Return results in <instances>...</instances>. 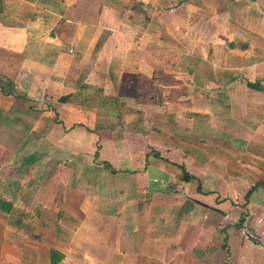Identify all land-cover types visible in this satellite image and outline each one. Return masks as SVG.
<instances>
[{"label":"crops","instance_id":"crops-1","mask_svg":"<svg viewBox=\"0 0 264 264\" xmlns=\"http://www.w3.org/2000/svg\"><path fill=\"white\" fill-rule=\"evenodd\" d=\"M123 1L0 0V264H264V0ZM164 54L190 81L132 101L151 126L80 117L72 62L102 91Z\"/></svg>","mask_w":264,"mask_h":264},{"label":"rangeland","instance_id":"rangeland-1","mask_svg":"<svg viewBox=\"0 0 264 264\" xmlns=\"http://www.w3.org/2000/svg\"><path fill=\"white\" fill-rule=\"evenodd\" d=\"M122 2L124 3L123 0ZM118 4L119 5L117 6V9L119 11L120 9L124 11L123 12L124 17L125 15L133 14V16H135L138 19L141 16L139 8L143 9V7L137 1H132L128 3L126 6L123 4L121 5L119 2ZM147 11L151 12L149 10ZM146 17L147 14L142 13L141 19ZM138 24L140 26V23ZM139 26L137 25L135 26V28H137L138 30ZM149 27H153V26L149 25ZM103 37H101V40L103 39ZM169 42L170 44L172 43L171 40H169ZM101 43H97L96 45L95 49H97L98 51H101V48H99L101 46ZM80 46L83 47V45L81 44ZM105 48L106 49H104V51L101 54L102 58L99 56L98 61L102 62V59H108V57H110L109 54H107V52L109 53V51H107L108 48L107 47ZM159 58H160L159 61L153 64V68L161 71H154L147 76L145 75V73H142L140 72V70H137L138 69L137 63L139 62H137V60L135 59L129 62L130 65L128 66V69L130 71L125 70V68H127L126 66L127 61L124 62V64L122 63V65L120 64L121 61L116 62L115 64L112 63L113 68H110L112 74L109 73V75L106 76V82H108L109 80L110 83L102 91L100 90V88L98 89L95 85L100 84L104 76L101 73L95 76L91 74L92 71H90V69L92 62L85 66L84 65L80 66V64L76 62H72V65L74 66V71L68 77L71 80V82H73V80L76 79L77 85H79V83H82L81 84L82 89L79 90L80 95L82 94L86 95V97L89 99L83 103L85 104L84 108L78 109V113L80 114V117L83 114L84 117L87 118L84 121L88 126H92V124L94 123L93 121L94 118L97 121H102L104 128L108 127L115 130L116 127H120V129L124 132L128 131L125 130V127L129 129L130 128L129 126L131 124H132L131 126L136 124L135 125L136 128L143 126H148V127L151 126L152 124L150 122L153 121L149 120L148 118L146 120H144L143 118L140 119L141 118L140 113L138 112V110L134 109V107H138V104L132 106V101L133 103L134 101H140L141 99L139 97L143 95V93L146 94L147 96L154 95L153 97H155V100L157 102L162 101L164 98L167 97H177L180 95L181 96L185 95L187 94V90H188V87L186 86L190 81V78L186 77V75L191 73L186 71L182 72V71L171 70L170 67H172V63L176 58V55L174 54H168V55L164 54ZM179 59L185 60L182 58ZM96 65H94L93 67L95 68ZM196 66L197 69L194 71V73H196L194 74V77L198 76L202 80L204 79V76H206L207 78L212 77L208 72L204 62L196 60ZM71 88L76 89V83L68 88L69 91L71 90ZM113 91L115 92L116 97L112 95ZM127 95L130 96L131 99H129L128 97L127 98L124 97ZM101 97L104 98L105 102H103L102 104H98V102L102 101ZM65 99H66L65 96H62L59 101L64 102L63 100ZM143 103L144 102L142 100L141 105H143ZM182 107L183 105L179 103V108L181 109ZM142 110L144 111L143 107ZM126 114L129 116H127ZM145 121H147L148 123H146ZM185 121H186V125L189 126L190 122L187 120ZM106 165H107L106 167H108V164ZM54 257H55V253L53 252V258Z\"/></svg>","mask_w":264,"mask_h":264},{"label":"trees","instance_id":"trees-1","mask_svg":"<svg viewBox=\"0 0 264 264\" xmlns=\"http://www.w3.org/2000/svg\"><path fill=\"white\" fill-rule=\"evenodd\" d=\"M248 86H250L251 88H259V86H257L256 84H253V83H248ZM65 100H63V101H65ZM184 178L187 180L189 179V176L187 175V173H184ZM247 195H248V193H247Z\"/></svg>","mask_w":264,"mask_h":264},{"label":"built area","instance_id":"built-area-1","mask_svg":"<svg viewBox=\"0 0 264 264\" xmlns=\"http://www.w3.org/2000/svg\"><path fill=\"white\" fill-rule=\"evenodd\" d=\"M243 231H245V229H243Z\"/></svg>","mask_w":264,"mask_h":264}]
</instances>
